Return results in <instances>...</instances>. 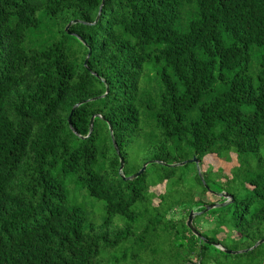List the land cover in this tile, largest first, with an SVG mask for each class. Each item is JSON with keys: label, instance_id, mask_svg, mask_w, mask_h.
<instances>
[{"label": "trees", "instance_id": "obj_1", "mask_svg": "<svg viewBox=\"0 0 264 264\" xmlns=\"http://www.w3.org/2000/svg\"><path fill=\"white\" fill-rule=\"evenodd\" d=\"M231 156L230 179L202 163ZM167 239L182 264L264 263V0H0V264Z\"/></svg>", "mask_w": 264, "mask_h": 264}, {"label": "rangeland", "instance_id": "obj_2", "mask_svg": "<svg viewBox=\"0 0 264 264\" xmlns=\"http://www.w3.org/2000/svg\"><path fill=\"white\" fill-rule=\"evenodd\" d=\"M146 69L149 70L150 73L147 72V74H145V79H144V81H142V86L145 87V88H151L152 87L151 86L152 83H150V79H151V77H153L154 74H156V72L160 68L152 69V67L150 65ZM184 162H186V161H184ZM147 163L148 162H146L145 164H147ZM202 163H203L204 166H206V165L211 166L215 170V172H216V170H221L222 171V175L225 176L228 179L231 178L230 171L237 167L235 156H231V159H230L229 162H222V161H218L216 159H213L211 157H206V158L203 159ZM145 164H142V163L138 164L137 163V166L139 167V165H141L140 167L142 168V166L145 165ZM193 165L195 166V164H193ZM175 167L176 168H183L182 166H179V165H175ZM195 167L197 169V166H195ZM192 170H194V168L191 166L190 167V171H192ZM220 179H221L220 183L223 184L225 182L224 178L222 177ZM164 186L165 185H162V186H160L158 188H152L150 191L155 193L156 195L163 194L164 193ZM197 199H198V196L196 197V200ZM202 200L206 204H219L220 201H221V198L209 194V195H206V196L202 197ZM91 201H93V203L95 204L96 208L97 207L100 208L101 213L103 214V212H102V209H103L102 203L96 202L94 200H91ZM157 204H158V201L155 200L153 202V205L157 206ZM194 212L197 213V211H194ZM88 214H93V212H88ZM178 215L179 214L176 213L177 218H180V219H177V220H179V221L180 220L181 221L184 220L185 223L187 222V218L184 219L182 217H179ZM197 216L198 215H196L195 217H197ZM95 220H99V217H97ZM192 221H194V220H192ZM200 228H201L202 232H206V231L212 229L213 226L211 225V222H208V221H205L204 219H201L200 220ZM222 237L223 236H221L219 238L222 239ZM232 237L237 238V236L235 234H232ZM257 243H260V242H257ZM155 244H157V246L159 248V252H158L159 254H141V252H138L137 249L132 251L131 249H128V247H126L127 248L126 251L129 250L128 254H122L123 250H120L119 252H117V254H102L101 257H100L101 262H102L101 264H108V263H110V264H182L181 263L183 261L182 260V254H179V258H174L173 254H167V247H168V244H170V240L169 239L164 240V241L156 242ZM259 246H257V247H259ZM257 247H255V248L253 247L252 250L257 249ZM162 250L164 251L163 252L164 254H160V252ZM260 250L261 249L255 250V252L253 254H258V252ZM210 252H211V254H214L213 251H210ZM180 258H181V260H180ZM192 260H193V257H192Z\"/></svg>", "mask_w": 264, "mask_h": 264}, {"label": "water", "instance_id": "obj_3", "mask_svg": "<svg viewBox=\"0 0 264 264\" xmlns=\"http://www.w3.org/2000/svg\"><path fill=\"white\" fill-rule=\"evenodd\" d=\"M71 24H72V23H70V24L66 27V29H65L66 32L68 31V29H69V27L71 26ZM88 57H89V56H88ZM88 57H87L86 60H85V64H86V62H87ZM76 107H77V106H76ZM76 107L73 108V110L71 111V114L73 113V111L75 110ZM68 123L70 124V117L68 118ZM92 123H93V118L90 120V126H92ZM119 163H120L119 172H122V170H123V166H124L123 160L120 159ZM187 163H194L196 166L198 165V161L194 158V159H192L191 161H187V162H185V163L180 164L179 166H184V165L187 164ZM147 165H148V164L143 165L142 168L139 170V172H137L136 174L133 175V178H134V179H135V178H138V177H139V176L145 171ZM219 196H220L221 198H223V199H228V196H227L226 194H221V195H219ZM222 206H223V205H222ZM218 207H219L218 205L208 206V207H206V208L204 209V212L207 213V212H209V211H212V210L217 209ZM198 214H200V213H195V212L191 211L190 214H189V216H188V218H187V222H186V227L188 228V230H189L190 232H192V234H193L195 237H199V234L196 232V230H195L194 227L192 226V220H193V218H194L196 215H198ZM261 244H262V242L257 243V244L254 246V248L257 247V246H259V245H261ZM221 251H223V250L221 249ZM225 253L230 254L229 252H225ZM263 264H264V263H263Z\"/></svg>", "mask_w": 264, "mask_h": 264}]
</instances>
